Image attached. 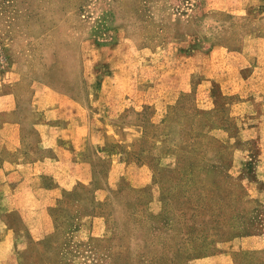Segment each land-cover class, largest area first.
Masks as SVG:
<instances>
[{
	"label": "rangeland",
	"instance_id": "1",
	"mask_svg": "<svg viewBox=\"0 0 264 264\" xmlns=\"http://www.w3.org/2000/svg\"><path fill=\"white\" fill-rule=\"evenodd\" d=\"M221 46L264 65V0H0V127L32 120L36 92L91 93L106 122L144 129L127 157L152 165L150 184L124 177L105 200L96 190L108 157L90 185L66 180L74 187L59 195L63 182L45 180L54 190L34 205L43 214L34 215L23 264H195L224 252L236 264H264L260 142L238 138L218 83L181 91L195 69L190 56ZM209 94L216 113L197 115V95ZM177 96L164 117L141 107Z\"/></svg>",
	"mask_w": 264,
	"mask_h": 264
},
{
	"label": "crops",
	"instance_id": "2",
	"mask_svg": "<svg viewBox=\"0 0 264 264\" xmlns=\"http://www.w3.org/2000/svg\"><path fill=\"white\" fill-rule=\"evenodd\" d=\"M221 51L224 52L218 56ZM190 57H196L195 64H191L196 70L191 67L181 91L191 92L196 86L197 92H203L207 85L218 83L228 98L225 104L228 117L234 121L235 128H239L238 138H258L261 147L259 163L264 165V65L249 66L244 52L223 46L214 48L205 58L199 59V52ZM194 71L198 76L193 75ZM199 76L201 79L195 82V77ZM132 97L128 94L117 98L108 107V113L117 115L118 104L131 101ZM177 99L178 96L176 99H144L141 107L146 103L155 105L159 116L164 117L168 105ZM196 102L199 116L205 111H217L210 94L208 98L197 95ZM33 104L36 116L32 120L28 118L22 124L6 122L0 127V152H5L0 161V264H23L28 231L36 221L34 215L43 214V210L34 205L46 203V196L54 190L51 186L45 189V180L54 184L71 179L78 184L90 185L95 181V164L108 157L111 169L104 185L96 190L99 199L105 200L110 193L109 186L115 187L124 177L135 187L152 182L149 160L139 162L127 157L128 152L135 150V143L143 139L144 129L106 122L101 111L103 106L95 107L96 98L91 93L86 98L56 91L49 94L36 92ZM99 115L105 119L100 121ZM199 122L202 120L197 119V125ZM25 123L33 128H22ZM211 128L224 127L214 125ZM162 138L157 137L156 148L161 147ZM91 148H94V154ZM144 156L146 158L147 154ZM119 167L123 171L118 170ZM61 185L65 188L58 189L59 195L74 187L67 182ZM97 218L101 217H95V221ZM195 264L236 263L232 253L224 252L198 258Z\"/></svg>",
	"mask_w": 264,
	"mask_h": 264
}]
</instances>
